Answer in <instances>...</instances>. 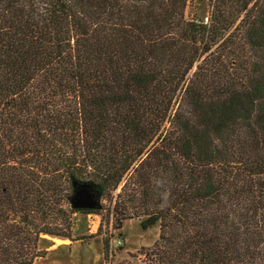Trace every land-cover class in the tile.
I'll use <instances>...</instances> for the list:
<instances>
[{
  "label": "trees",
  "instance_id": "16d2710c",
  "mask_svg": "<svg viewBox=\"0 0 264 264\" xmlns=\"http://www.w3.org/2000/svg\"><path fill=\"white\" fill-rule=\"evenodd\" d=\"M189 1L0 0V264L45 236L114 264L129 218L140 264H264V0Z\"/></svg>",
  "mask_w": 264,
  "mask_h": 264
},
{
  "label": "rangeland",
  "instance_id": "374dc122",
  "mask_svg": "<svg viewBox=\"0 0 264 264\" xmlns=\"http://www.w3.org/2000/svg\"><path fill=\"white\" fill-rule=\"evenodd\" d=\"M208 0H190L185 8L186 19L201 18L206 20ZM86 190H79L73 198L74 203L89 200ZM101 223L99 215H88L86 220L78 218L76 232L86 231L95 233ZM140 219H126L119 229L113 231L110 246L114 256V264H140L143 257L131 258L130 255H138L142 248L150 247L158 238V227L149 229L140 227ZM106 224L102 226V232H107ZM110 232V230L108 231ZM108 234V233H107ZM102 238L94 236L87 243L66 238L45 236L38 241V247L45 250L42 257L36 259L33 264H104L102 252Z\"/></svg>",
  "mask_w": 264,
  "mask_h": 264
}]
</instances>
